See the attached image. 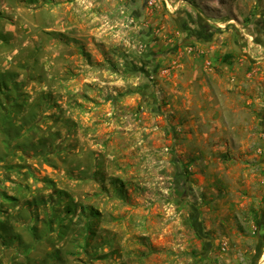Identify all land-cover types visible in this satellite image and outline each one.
I'll return each mask as SVG.
<instances>
[{"label": "rangeland", "instance_id": "rangeland-1", "mask_svg": "<svg viewBox=\"0 0 264 264\" xmlns=\"http://www.w3.org/2000/svg\"><path fill=\"white\" fill-rule=\"evenodd\" d=\"M261 252L264 0H0V264Z\"/></svg>", "mask_w": 264, "mask_h": 264}, {"label": "crops", "instance_id": "crops-1", "mask_svg": "<svg viewBox=\"0 0 264 264\" xmlns=\"http://www.w3.org/2000/svg\"><path fill=\"white\" fill-rule=\"evenodd\" d=\"M222 59H225V57L223 56ZM261 255L259 260H258V264H264V252H261Z\"/></svg>", "mask_w": 264, "mask_h": 264}, {"label": "trees", "instance_id": "trees-1", "mask_svg": "<svg viewBox=\"0 0 264 264\" xmlns=\"http://www.w3.org/2000/svg\"><path fill=\"white\" fill-rule=\"evenodd\" d=\"M224 57H225V60L228 61L229 54H225Z\"/></svg>", "mask_w": 264, "mask_h": 264}]
</instances>
